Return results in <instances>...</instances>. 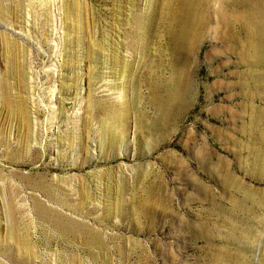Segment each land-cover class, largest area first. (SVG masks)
Here are the masks:
<instances>
[{"label":"rangeland","instance_id":"rangeland-1","mask_svg":"<svg viewBox=\"0 0 264 264\" xmlns=\"http://www.w3.org/2000/svg\"><path fill=\"white\" fill-rule=\"evenodd\" d=\"M162 1L0 0V264H264L253 2Z\"/></svg>","mask_w":264,"mask_h":264},{"label":"bare ground","instance_id":"bare-ground-1","mask_svg":"<svg viewBox=\"0 0 264 264\" xmlns=\"http://www.w3.org/2000/svg\"><path fill=\"white\" fill-rule=\"evenodd\" d=\"M246 1L249 3L253 2L254 11L248 14L247 18L250 21H253V23H255L257 30H258V38H257L258 41L256 42V45H257V48L259 46L260 47L257 51L260 52L261 50L264 52V9L262 8L260 0H246ZM162 2H164L162 7L166 5L165 6L166 15H168L172 21H175V23L179 24L180 28H179L178 34L176 33V36L178 35V38L180 37L181 39L180 38L179 39L184 41L186 40L189 26L194 24L197 19H200L203 8L207 0H175L172 6H171V0H163ZM177 77L179 78L178 73L175 76L176 80H177Z\"/></svg>","mask_w":264,"mask_h":264}]
</instances>
